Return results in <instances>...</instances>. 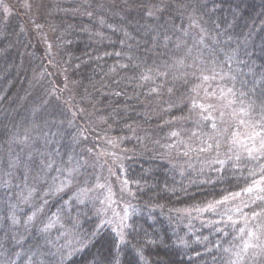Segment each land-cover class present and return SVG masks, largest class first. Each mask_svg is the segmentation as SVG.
Here are the masks:
<instances>
[{
    "label": "trees",
    "instance_id": "16d2710c",
    "mask_svg": "<svg viewBox=\"0 0 264 264\" xmlns=\"http://www.w3.org/2000/svg\"><path fill=\"white\" fill-rule=\"evenodd\" d=\"M262 116L264 0H0V264H264Z\"/></svg>",
    "mask_w": 264,
    "mask_h": 264
},
{
    "label": "rangeland",
    "instance_id": "374dc122",
    "mask_svg": "<svg viewBox=\"0 0 264 264\" xmlns=\"http://www.w3.org/2000/svg\"><path fill=\"white\" fill-rule=\"evenodd\" d=\"M212 97L216 98L221 104H223V107L225 106H231V103H229L230 100H225L221 94L219 96L212 95ZM241 138L243 136L241 135ZM111 147V146H110ZM106 148V147H105ZM108 148V147H107ZM112 154L116 156L115 163L120 162V158L117 155V151L114 150L112 147ZM117 152V153H116ZM107 154V153H106ZM19 156L14 157L12 164H11V169H17L19 167ZM106 158L99 159V175L97 179V187H94L93 190L91 191H84L80 199L83 201L85 199H90L94 197H98L99 200L97 201L98 204L100 205V212L103 213L105 219L107 222H110L116 226H123L127 220V217L129 215V210H128V205L126 200L124 199V193H125V188L123 185H119V180L114 178L107 170V165L105 164ZM49 164L46 166V172L44 171V174L40 173V171L36 175V180L40 181L43 183V179L46 177V174L48 171L51 169L53 162L51 159H49ZM27 164V163H26ZM26 170V177H28V172ZM71 171H68V175H70ZM14 174V173H11ZM13 180L12 178H10ZM62 181H59V184ZM66 185L62 188L64 189ZM258 187V188H257ZM256 187L257 191H264V182ZM32 190H30V194H32ZM61 190V189H60ZM89 196H91L89 198Z\"/></svg>",
    "mask_w": 264,
    "mask_h": 264
},
{
    "label": "snow or ice",
    "instance_id": "6c2138e0",
    "mask_svg": "<svg viewBox=\"0 0 264 264\" xmlns=\"http://www.w3.org/2000/svg\"><path fill=\"white\" fill-rule=\"evenodd\" d=\"M225 75H227V74H225ZM213 78H215V77H213ZM203 79H204V80H207L208 77L205 76V77H203ZM221 79H223V76H221ZM227 92H228V93H232V89H228ZM241 95H243V94H241ZM234 102H235V101H229V103H234ZM241 103H243V102L241 101ZM201 107H203V106H201ZM250 107H251V106H248V107H241L240 110H239L240 114L245 115V116L248 115V114H249V111H250ZM205 118L207 119V117H205ZM261 119H264V116H262ZM239 123H240L241 125H243V124L245 123V121H244L243 119H241V120L239 121ZM256 126H260V127L264 128V125H258V124L253 125V127H256ZM213 127H215V124H213ZM173 135H175V133H173ZM260 136H261V133H259V132H255V131H254V132L252 133L251 136L246 137L245 140H241V139L239 138V134H236V135H234L232 142H233L234 144H237V145L242 146L244 152H245L248 156L251 157V156H253V153H254V152H255V153H264V138H262V139L260 140V143H259V146H258V147L256 146L255 143H253V146H252V147H248L245 141H246V140H253V141H254V139H255L256 137H260ZM209 147H211V146H209ZM247 191L251 192V191H252V188L247 189ZM217 203H220V202H217ZM253 215H256V214L254 213ZM229 219H231V217H229ZM241 231H243V229H242ZM250 235H251V233H250ZM122 242H123V237L121 236V243H122ZM245 247L247 248L248 245H245Z\"/></svg>",
    "mask_w": 264,
    "mask_h": 264
}]
</instances>
